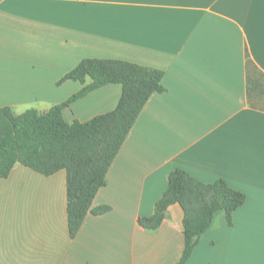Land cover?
Wrapping results in <instances>:
<instances>
[{
  "label": "crops",
  "instance_id": "obj_1",
  "mask_svg": "<svg viewBox=\"0 0 264 264\" xmlns=\"http://www.w3.org/2000/svg\"><path fill=\"white\" fill-rule=\"evenodd\" d=\"M85 58L162 70L165 90L148 99L95 195L92 208L110 210L88 213L74 237L65 169L17 163L0 178V264L178 263L180 204L156 230L139 224L175 168L246 196L232 224L216 214L185 264H264V81L250 97L247 69L249 58L264 74V0H0V107L63 103L84 84L60 81ZM121 94V84L101 86L64 118L87 122Z\"/></svg>",
  "mask_w": 264,
  "mask_h": 264
},
{
  "label": "trees",
  "instance_id": "obj_2",
  "mask_svg": "<svg viewBox=\"0 0 264 264\" xmlns=\"http://www.w3.org/2000/svg\"><path fill=\"white\" fill-rule=\"evenodd\" d=\"M248 94L264 80V74L248 58ZM257 70L261 75L251 77ZM162 70L122 59L85 58L60 82L78 80L84 87L63 103L41 113L35 109L16 114L0 107V178L8 177L21 163L44 175L67 171L68 223L74 237L88 213L103 214L110 206L92 208L98 190L106 185L108 170L152 94L165 90ZM121 84L116 108L87 122L69 123L63 110L78 98L107 84ZM243 192L220 178L203 182L184 169L175 168L169 185L157 201L155 213L139 218L146 229L156 230L172 204L183 209L184 249L178 263L185 264L216 214L224 211L230 224L233 212L244 204Z\"/></svg>",
  "mask_w": 264,
  "mask_h": 264
},
{
  "label": "rangeland",
  "instance_id": "obj_3",
  "mask_svg": "<svg viewBox=\"0 0 264 264\" xmlns=\"http://www.w3.org/2000/svg\"><path fill=\"white\" fill-rule=\"evenodd\" d=\"M254 75H258V76H260L261 74L257 71V70H254Z\"/></svg>",
  "mask_w": 264,
  "mask_h": 264
}]
</instances>
